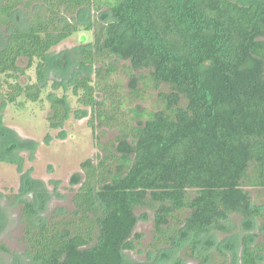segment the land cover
Returning <instances> with one entry per match:
<instances>
[{"label": "trees", "instance_id": "obj_1", "mask_svg": "<svg viewBox=\"0 0 264 264\" xmlns=\"http://www.w3.org/2000/svg\"><path fill=\"white\" fill-rule=\"evenodd\" d=\"M85 8L102 17L78 19ZM21 9L27 27L15 23ZM0 26L8 30L0 49V125L6 102L42 100L52 49L77 33L92 37L79 64L100 67L97 82L83 76L68 89L90 109L94 129L96 120H120L123 102L108 83L117 61L128 62L132 95L142 98L140 81L169 89L159 92L157 107L131 108L136 122L117 125L105 156L83 163L72 216L36 219L38 210L25 201L32 264H123L125 251L137 247L139 207L154 211L168 251L190 242L200 264H214L205 252L215 244L212 232L231 230L233 215L246 229L261 221L264 231V203L250 190L264 188V0H0ZM33 66L35 81L25 78ZM52 88L48 121L57 128L71 102L68 92L57 93L63 83ZM257 235L241 237L238 264H264Z\"/></svg>", "mask_w": 264, "mask_h": 264}, {"label": "rangeland", "instance_id": "obj_2", "mask_svg": "<svg viewBox=\"0 0 264 264\" xmlns=\"http://www.w3.org/2000/svg\"><path fill=\"white\" fill-rule=\"evenodd\" d=\"M102 14L103 12L96 14L92 9L85 8L80 13V18L76 17L86 21L94 17L101 18ZM27 22L28 12L24 9L19 10L15 14V23L27 27ZM83 34L88 35L92 40L90 33ZM7 36V28L0 26V49L5 45ZM88 36L86 42H81V34H74L52 49L46 77L43 80V84L46 83L47 87L40 102L29 101L24 105L3 106V125L8 131L0 130L2 143L0 147V264H32L27 256L23 239L29 222L24 212L23 198L33 201L34 191L40 189L44 194L49 192L52 195L51 201L46 197L44 206L36 205L38 210L36 219L72 216L73 198L78 190V186L74 187L70 182L72 174L81 172L82 164L86 160L98 163L105 156L108 151L106 145L111 148L120 134L117 125L132 120L131 108L140 105L153 109L158 106L159 92L169 90L165 84L157 89L153 84L146 86L140 81L138 87L142 90V98L132 95L133 88L126 70L128 62L117 61V70L108 78V83L113 85L115 99L120 98L123 102L116 113V118L120 120H116L113 125L100 119L96 120L94 129L90 124L92 117L90 109L80 105L77 98L70 94L71 89H68L71 82L83 76H90L94 82H97V69L100 65L82 67L79 64L81 48L88 42ZM22 64L26 66L27 60ZM25 78L36 80L35 66L28 70ZM53 81L63 83L64 89L67 90L61 89L56 92L58 94L68 92L71 102L65 122L57 129H50L47 120L52 112L48 94L53 91ZM104 95L105 93L99 91L98 100H102ZM110 103L106 105L107 110L112 109ZM250 190L254 199L264 203V188H250ZM136 214L134 234L139 235L136 240L137 247L125 251L123 264H174L179 259H182L184 264H200L199 260L191 255L193 251L190 242L177 251L170 252L166 249L170 245L158 239L159 234L155 230L152 209L139 207L136 209ZM242 221L239 215H233L227 222L231 230L212 232L211 238L214 239L215 244L208 246L205 252L213 255L214 264H238L240 239L248 233L258 234L253 243L264 241V231L260 230L261 221L252 229H246ZM204 248L203 244L200 250ZM220 249L226 255L222 254ZM161 253L164 255L161 256Z\"/></svg>", "mask_w": 264, "mask_h": 264}, {"label": "flooded vegetation", "instance_id": "obj_3", "mask_svg": "<svg viewBox=\"0 0 264 264\" xmlns=\"http://www.w3.org/2000/svg\"><path fill=\"white\" fill-rule=\"evenodd\" d=\"M26 103V102H25ZM5 104H9V105H11L9 102H6ZM4 104V105H5ZM3 105V106H4ZM24 105V104H23ZM50 107H51V104H50ZM52 110V109H51ZM2 114H3V118H2V122H1V125H0V130L1 129H3V130H7L8 131V128H5V126L3 125V123H4V112L2 111ZM49 117V116H48ZM47 120H48V118H47ZM49 122V121H48ZM65 122V121H64ZM63 122V123H64ZM61 126V124L57 127V128H59ZM49 128L50 129H57V128H51L50 126H49ZM9 130H11V129H9ZM25 140V139H24ZM2 146V143L0 142V147ZM85 176H86V174H85V170H84V168H83V164H82V171L81 172H76V173H73L72 174V176H71V178H70V182L72 183V185H74V187L75 186H78V190L81 188V186L83 185V182H84V180H85ZM33 181H36V180H34V179H32ZM28 181H29V179H28ZM27 181V182H28ZM32 182V181H31ZM28 184H30V181L28 182ZM32 186L33 185H31V187L30 186H28V187H30V188H32ZM24 190H25V192L27 191V186L26 187H24ZM29 190V189H28ZM77 190V191H78ZM76 191V192H77ZM24 196H26V195H24ZM33 196H34V200L33 201H30V200H27L26 198H23V203H24V212H25V201H28V202H30L32 205H33V207L37 210V208H36V205H40V207H42V206H44L45 204H46V197L48 198V201H51V198H52V195L49 193V192H46L45 194L43 193V191L40 189V190H36V191H34V193H33ZM36 196V197H35ZM38 198V199H37Z\"/></svg>", "mask_w": 264, "mask_h": 264}, {"label": "water", "instance_id": "obj_4", "mask_svg": "<svg viewBox=\"0 0 264 264\" xmlns=\"http://www.w3.org/2000/svg\"><path fill=\"white\" fill-rule=\"evenodd\" d=\"M80 40H81V42H86L87 41V35L86 34H81Z\"/></svg>", "mask_w": 264, "mask_h": 264}]
</instances>
